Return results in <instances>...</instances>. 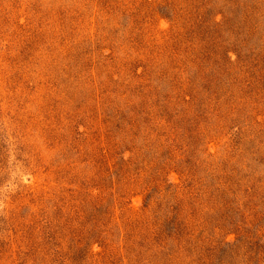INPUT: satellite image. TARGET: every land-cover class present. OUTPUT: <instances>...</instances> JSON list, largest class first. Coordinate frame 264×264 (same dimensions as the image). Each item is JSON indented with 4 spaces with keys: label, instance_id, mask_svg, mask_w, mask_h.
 <instances>
[{
    "label": "rangeland",
    "instance_id": "rangeland-1",
    "mask_svg": "<svg viewBox=\"0 0 264 264\" xmlns=\"http://www.w3.org/2000/svg\"><path fill=\"white\" fill-rule=\"evenodd\" d=\"M0 264H264V0H0Z\"/></svg>",
    "mask_w": 264,
    "mask_h": 264
}]
</instances>
